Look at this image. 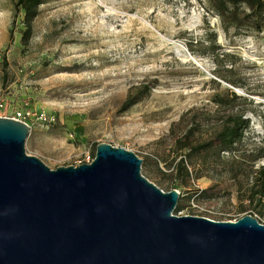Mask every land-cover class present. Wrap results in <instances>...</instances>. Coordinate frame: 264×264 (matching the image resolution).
Instances as JSON below:
<instances>
[{
    "label": "rangeland",
    "instance_id": "rangeland-1",
    "mask_svg": "<svg viewBox=\"0 0 264 264\" xmlns=\"http://www.w3.org/2000/svg\"><path fill=\"white\" fill-rule=\"evenodd\" d=\"M13 2L0 0V99L53 116L28 120L26 153L53 168L84 162L95 143L108 142L134 152L140 172L162 190H178L172 213L217 220L250 213L264 223L244 175L264 161L252 159L264 141V27L228 24L210 0H45L22 42V10ZM225 87L246 97L226 111L244 107L249 125L231 151L208 148L182 160L202 172L179 170L182 185L174 166L184 150L173 139L189 125L190 142L211 136L222 119L211 97ZM128 93L138 99L122 108Z\"/></svg>",
    "mask_w": 264,
    "mask_h": 264
},
{
    "label": "water",
    "instance_id": "water-1",
    "mask_svg": "<svg viewBox=\"0 0 264 264\" xmlns=\"http://www.w3.org/2000/svg\"><path fill=\"white\" fill-rule=\"evenodd\" d=\"M27 131L0 116V264H264L252 214H174L178 190L131 150L100 141L90 161L50 168L24 151Z\"/></svg>",
    "mask_w": 264,
    "mask_h": 264
},
{
    "label": "trees",
    "instance_id": "trees-1",
    "mask_svg": "<svg viewBox=\"0 0 264 264\" xmlns=\"http://www.w3.org/2000/svg\"><path fill=\"white\" fill-rule=\"evenodd\" d=\"M45 0H14L13 7L15 10H22V25L20 39L25 42L31 33V23L36 16L38 6ZM211 7L219 15V17L233 26L240 24H249L256 29L264 27V0H210ZM227 54V53H222ZM217 61V58H214ZM231 64L224 68L225 71H231ZM219 77L232 85L238 84L234 79L225 73H219ZM236 98H246L237 94L233 89L225 87L222 93H215L211 100L216 104L217 110L219 107L222 113V119L219 127L205 139L198 142H190L187 137L191 134L193 127L189 125L183 129L180 136L176 135L173 139L175 150H184L181 154V161L174 166V177L184 185L182 176L178 173L179 170L184 176L191 175L196 178L202 174L190 165L182 164V160H190L193 154H198L200 151H206L208 148L216 151H231L237 142L241 139L243 132L248 127V117L245 116V109L241 106H236L231 110L226 111V106H232L231 100ZM138 99L132 97V94H127L123 100L122 108L127 107ZM248 100H251L250 98ZM264 141L256 145L255 153L252 159L264 156ZM253 162L245 169L244 175L250 177V186L248 187L247 200L250 207L259 214H264V161L256 167H252ZM208 188L200 189V192H205ZM177 201L175 207H177Z\"/></svg>",
    "mask_w": 264,
    "mask_h": 264
},
{
    "label": "built area",
    "instance_id": "built-area-1",
    "mask_svg": "<svg viewBox=\"0 0 264 264\" xmlns=\"http://www.w3.org/2000/svg\"><path fill=\"white\" fill-rule=\"evenodd\" d=\"M7 104L4 102V100L0 99V116H10L15 119H19L24 121L25 123L28 124V120L35 114L37 118L44 119L46 121H51L53 120V116L51 114L45 115L44 112L39 111L38 113H34L33 111L27 109V108H22L19 106H13L9 105L7 108ZM92 157H89L88 155L86 156V159L84 162L90 161Z\"/></svg>",
    "mask_w": 264,
    "mask_h": 264
},
{
    "label": "bare ground",
    "instance_id": "bare-ground-1",
    "mask_svg": "<svg viewBox=\"0 0 264 264\" xmlns=\"http://www.w3.org/2000/svg\"><path fill=\"white\" fill-rule=\"evenodd\" d=\"M176 50L177 51H183L184 49L182 48V46L181 45H179V44H176Z\"/></svg>",
    "mask_w": 264,
    "mask_h": 264
}]
</instances>
